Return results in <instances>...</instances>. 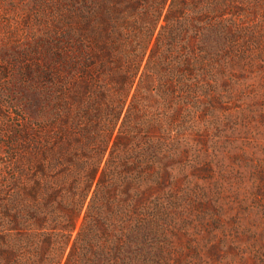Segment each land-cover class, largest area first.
<instances>
[{"label":"trees","instance_id":"16d2710c","mask_svg":"<svg viewBox=\"0 0 264 264\" xmlns=\"http://www.w3.org/2000/svg\"><path fill=\"white\" fill-rule=\"evenodd\" d=\"M57 5L35 72L37 105L24 101L25 124L7 140L0 264H153L164 209L152 189L168 175V124L181 109L149 121L145 103L171 109L177 94L205 92L210 81L187 77L224 67L240 33L226 19L244 1Z\"/></svg>","mask_w":264,"mask_h":264},{"label":"rangeland","instance_id":"374dc122","mask_svg":"<svg viewBox=\"0 0 264 264\" xmlns=\"http://www.w3.org/2000/svg\"><path fill=\"white\" fill-rule=\"evenodd\" d=\"M243 1L242 14L226 19L240 33L220 61L224 67L203 78L187 77L188 83L210 81L205 92L187 100L177 94L171 109L145 103L149 121L169 117L177 105L181 109V117L168 124V175L161 190L152 189L164 209L162 231L150 249L153 264H264V0ZM57 4L0 0L4 196L14 155L7 140L25 124L24 101L32 110L37 105L35 72Z\"/></svg>","mask_w":264,"mask_h":264}]
</instances>
